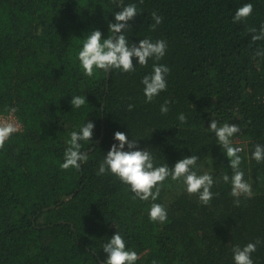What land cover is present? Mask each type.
Here are the masks:
<instances>
[{
    "label": "trees",
    "instance_id": "1",
    "mask_svg": "<svg viewBox=\"0 0 264 264\" xmlns=\"http://www.w3.org/2000/svg\"><path fill=\"white\" fill-rule=\"evenodd\" d=\"M123 2L138 10L129 42L162 39L165 54L134 71L90 77L76 53L92 29L110 34L119 0H0V116L18 123L0 147V264H104L102 244L115 231L138 253L136 264H234L233 246L256 241L252 259L264 264V160L251 157L264 144V55H256L264 39H252L264 26V0ZM247 2L251 14L234 20ZM152 12L162 17L155 28ZM153 63L169 67L167 87L145 102L140 80ZM73 95L86 103L71 108ZM213 119L239 127L231 143L241 148L250 196H233L222 180L232 169L207 129ZM84 120L95 123L82 149L88 160L61 168L69 134ZM114 131L138 140L155 165L196 155L198 174L214 178L212 199L204 204L168 177L154 201L167 219L150 220L153 201L139 200L112 174H96Z\"/></svg>",
    "mask_w": 264,
    "mask_h": 264
},
{
    "label": "clouds",
    "instance_id": "2",
    "mask_svg": "<svg viewBox=\"0 0 264 264\" xmlns=\"http://www.w3.org/2000/svg\"><path fill=\"white\" fill-rule=\"evenodd\" d=\"M123 8L113 12L114 22L108 23V34L102 38L99 29H92L84 35L81 46L76 53L79 67L86 76H93L97 70L118 69L121 72L135 70V65L144 66L149 58L154 61L160 60L165 54L166 42L162 39L151 40L143 38L135 42H129L125 32L130 27L128 21L132 20L137 14V5L134 2L124 4L119 0ZM118 6V5H117ZM252 3L247 2L238 7L233 15L234 20H241L249 16L252 12ZM155 28L161 23L162 17L156 12L151 13ZM252 36L253 40L264 39V26ZM257 56L264 55V52L257 51ZM135 59V64L133 63ZM169 67L162 63H153L151 71L145 74L141 80L142 93L145 102H151L161 91L167 87L166 75ZM86 103L85 95H73L69 100L71 108L78 109ZM133 106L128 105L131 109ZM160 112L166 113L168 109L167 101L160 106ZM14 111V109H12ZM186 119L183 113L178 115V120L184 122ZM95 123L91 120L78 126V130H72L63 153L61 168L77 169L88 160V154L83 149L84 143H92L93 129ZM207 129L213 133L217 144L224 149V155L228 158V165L232 169V175L225 174L222 180L230 182L231 194L233 196L251 195V185L243 178L244 172L240 168L241 151L239 146H233L231 138L234 133L239 131L236 124L222 123L217 125L216 120H210ZM17 131V125L10 121L0 122V147H3L6 140ZM113 143L99 163L97 175L112 174L123 184L127 185L134 196L142 201H153L148 209V217L152 221L163 223L167 219V211L163 204L155 203L161 184L166 178L171 177L183 184L184 190L189 194H197L200 202L207 204L214 193L211 188L214 178L210 172L198 174L197 159L194 154H189L178 159L171 167L167 163L155 165V159L151 152L145 148L137 146L138 140L129 138L123 131H114L112 134ZM251 157L260 162L264 160V144H256L251 152ZM239 201L237 200V203ZM256 242H248L244 246L234 245L232 248V260L234 264H254L252 253L255 252ZM106 257L104 264H136L138 253L126 247L124 236L119 231H115L102 244L101 248ZM152 264H157L153 260Z\"/></svg>",
    "mask_w": 264,
    "mask_h": 264
},
{
    "label": "built area",
    "instance_id": "3",
    "mask_svg": "<svg viewBox=\"0 0 264 264\" xmlns=\"http://www.w3.org/2000/svg\"><path fill=\"white\" fill-rule=\"evenodd\" d=\"M4 120H10V121L14 122L17 125V127H18L17 121H15L12 116H8L7 118H4V117L0 116V122H3Z\"/></svg>",
    "mask_w": 264,
    "mask_h": 264
},
{
    "label": "rangeland",
    "instance_id": "4",
    "mask_svg": "<svg viewBox=\"0 0 264 264\" xmlns=\"http://www.w3.org/2000/svg\"><path fill=\"white\" fill-rule=\"evenodd\" d=\"M14 119V118H13ZM15 120V119H14ZM16 121V120H15Z\"/></svg>",
    "mask_w": 264,
    "mask_h": 264
}]
</instances>
